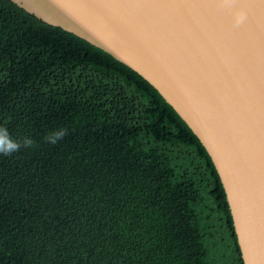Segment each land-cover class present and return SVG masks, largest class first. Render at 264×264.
<instances>
[{
  "label": "trees",
  "instance_id": "trees-1",
  "mask_svg": "<svg viewBox=\"0 0 264 264\" xmlns=\"http://www.w3.org/2000/svg\"><path fill=\"white\" fill-rule=\"evenodd\" d=\"M0 128L34 141L0 155V264H243L218 173L174 109L12 0H0Z\"/></svg>",
  "mask_w": 264,
  "mask_h": 264
},
{
  "label": "water",
  "instance_id": "water-1",
  "mask_svg": "<svg viewBox=\"0 0 264 264\" xmlns=\"http://www.w3.org/2000/svg\"><path fill=\"white\" fill-rule=\"evenodd\" d=\"M12 1L157 90L218 173L243 264H264V0Z\"/></svg>",
  "mask_w": 264,
  "mask_h": 264
},
{
  "label": "clouds",
  "instance_id": "clouds-1",
  "mask_svg": "<svg viewBox=\"0 0 264 264\" xmlns=\"http://www.w3.org/2000/svg\"><path fill=\"white\" fill-rule=\"evenodd\" d=\"M235 3V0H222V4L227 7H231ZM246 19V12L240 10L235 17V25H241ZM67 131L65 129H60L54 131L43 137V140L46 144L56 145L58 144L65 136ZM34 147V141L30 137H24L22 140H14L10 136L6 128H0V155L10 157L14 153L19 152L22 148L30 149Z\"/></svg>",
  "mask_w": 264,
  "mask_h": 264
}]
</instances>
